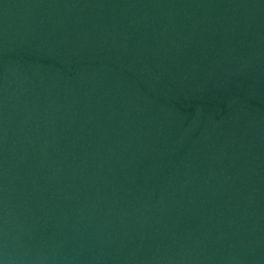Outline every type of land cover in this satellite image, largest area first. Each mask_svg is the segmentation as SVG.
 Instances as JSON below:
<instances>
[{
	"label": "water",
	"instance_id": "obj_1",
	"mask_svg": "<svg viewBox=\"0 0 264 264\" xmlns=\"http://www.w3.org/2000/svg\"><path fill=\"white\" fill-rule=\"evenodd\" d=\"M0 264H264V0H0Z\"/></svg>",
	"mask_w": 264,
	"mask_h": 264
}]
</instances>
